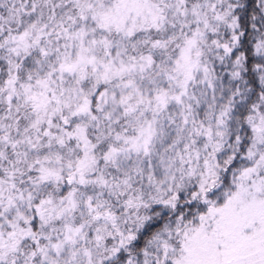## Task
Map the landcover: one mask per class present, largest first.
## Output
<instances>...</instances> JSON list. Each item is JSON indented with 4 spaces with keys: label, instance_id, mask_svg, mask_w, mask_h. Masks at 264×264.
I'll list each match as a JSON object with an SVG mask.
<instances>
[{
    "label": "snow or ice",
    "instance_id": "snow-or-ice-1",
    "mask_svg": "<svg viewBox=\"0 0 264 264\" xmlns=\"http://www.w3.org/2000/svg\"><path fill=\"white\" fill-rule=\"evenodd\" d=\"M0 264H264V0H0Z\"/></svg>",
    "mask_w": 264,
    "mask_h": 264
}]
</instances>
